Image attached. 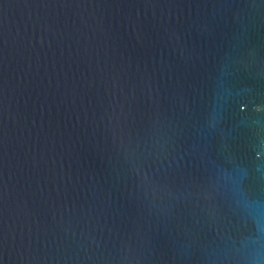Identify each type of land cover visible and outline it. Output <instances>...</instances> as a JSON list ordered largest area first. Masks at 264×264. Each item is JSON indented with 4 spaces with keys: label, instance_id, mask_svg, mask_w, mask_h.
Instances as JSON below:
<instances>
[{
    "label": "water",
    "instance_id": "1",
    "mask_svg": "<svg viewBox=\"0 0 264 264\" xmlns=\"http://www.w3.org/2000/svg\"><path fill=\"white\" fill-rule=\"evenodd\" d=\"M0 264H264V0H0Z\"/></svg>",
    "mask_w": 264,
    "mask_h": 264
}]
</instances>
